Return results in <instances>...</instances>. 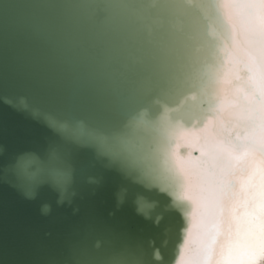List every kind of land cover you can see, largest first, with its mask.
<instances>
[{"label": "water", "instance_id": "water-1", "mask_svg": "<svg viewBox=\"0 0 264 264\" xmlns=\"http://www.w3.org/2000/svg\"><path fill=\"white\" fill-rule=\"evenodd\" d=\"M214 2L0 0V12L8 15L7 38L0 40V264H75L81 249V264L93 258L109 264L111 256L124 264H176L184 221L174 197L182 193L167 179L164 153L199 157L246 105V81L236 79L235 55H225L231 29ZM119 3L139 6L127 15L146 42L150 32L159 37L145 44L127 72L149 93L123 119L143 149L137 171L124 175L89 153L63 195L46 182L29 198L31 176L45 165L46 143L55 138L45 119L69 116L59 99L67 84L52 72L48 47L31 26L76 20L102 29L122 14L105 6ZM74 115L92 123L86 111ZM186 133L198 135L186 143ZM196 239L193 231V251Z\"/></svg>", "mask_w": 264, "mask_h": 264}, {"label": "snow or ice", "instance_id": "snow-or-ice-1", "mask_svg": "<svg viewBox=\"0 0 264 264\" xmlns=\"http://www.w3.org/2000/svg\"><path fill=\"white\" fill-rule=\"evenodd\" d=\"M214 6L231 29L225 55H235L236 79L246 81L242 88L246 105L223 137L206 141L199 157L174 159L164 153L167 179L182 193L174 197L184 221L176 264H264V0H215ZM105 7L122 14L102 29L84 27L76 20H36L31 26L48 47L52 72L67 84L59 99L69 116L45 119L55 138L46 143L45 165L31 176L25 190L29 198L46 182L63 195L74 183L82 156L89 153L124 175L137 171L143 149L123 119L149 93L127 72L145 44L159 37L150 32L152 38L146 42L132 29L127 14L139 6ZM7 20V13L0 12V40L7 38ZM80 111L88 112L92 123L75 118ZM193 231L194 251L189 246ZM81 254L82 249L75 253V264H81ZM88 264L101 262L93 258ZM109 264L124 262L111 256Z\"/></svg>", "mask_w": 264, "mask_h": 264}, {"label": "bare ground", "instance_id": "bare-ground-1", "mask_svg": "<svg viewBox=\"0 0 264 264\" xmlns=\"http://www.w3.org/2000/svg\"><path fill=\"white\" fill-rule=\"evenodd\" d=\"M196 135H198V133H194V134H191V135L186 133V135H185V142L187 143L189 140H191L194 137H196ZM203 148H204V145H203ZM175 158H181V156H179L178 154H175Z\"/></svg>", "mask_w": 264, "mask_h": 264}]
</instances>
